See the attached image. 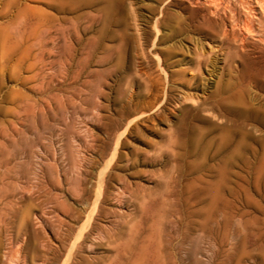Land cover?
I'll list each match as a JSON object with an SVG mask.
<instances>
[{"label": "rangeland", "instance_id": "1", "mask_svg": "<svg viewBox=\"0 0 264 264\" xmlns=\"http://www.w3.org/2000/svg\"><path fill=\"white\" fill-rule=\"evenodd\" d=\"M196 1L0 0V264H264V17Z\"/></svg>", "mask_w": 264, "mask_h": 264}, {"label": "bare ground", "instance_id": "2", "mask_svg": "<svg viewBox=\"0 0 264 264\" xmlns=\"http://www.w3.org/2000/svg\"><path fill=\"white\" fill-rule=\"evenodd\" d=\"M198 1H200V0H198ZM198 1H196V3L198 2ZM228 2L227 3H229V0H227ZM232 1V0H231ZM234 1V0H233ZM242 1V0H241ZM241 1H240V4H242L241 3ZM202 2H204V1H202ZM210 3H207V5L212 9V12H217L218 10H219V8L220 7H226V6H222L223 5V2H224V4L226 3L225 2V0L224 1H222V0H210L209 1ZM238 2V1H237ZM248 2V3H247ZM245 1V3H243L242 5H243V7L245 8V6H244V4H246V6H247V11H244V12H247V19H244L245 20V22L242 24V23H240V24H242V26H240V30H241V32L247 37H255V38H257L258 36L257 35H255L256 33H257V31H255L256 33H254V30H253V27H252V23L255 21H258V19L262 16V17H264V0H254L253 2H252V0L250 1ZM63 3V2H62ZM189 3V2H188ZM199 3V2H198ZM226 3V4H227ZM236 3V2H235ZM203 5L202 6H204V3H202ZM239 4V3H238ZM58 5H60V4H58ZM165 5V4H164ZM170 5V4H169ZM228 6V5H227ZM169 7V6H168ZM170 7H171V5H170ZM208 7V8H209ZM241 7V6H240ZM162 8V7H161ZM194 8V7H193ZM198 8V7H197ZM230 8V10H232L231 8L232 7H229ZM107 9V8H106ZM196 9V8H195ZM203 9V8H202ZM246 9H243V10H246ZM169 10V9H168ZM198 10V9H197ZM222 10V9H221ZM225 10V9H224ZM229 10V9H228ZM242 10V11H243ZM187 11V10H186ZM200 11V10H199ZM209 11H210V9H209ZM234 11V10H233ZM163 12V11H162ZM167 12V11H166ZM185 12V11H184ZM192 12V11H191ZM219 12V11H218ZM222 12V11H221ZM224 12V11H223ZM258 12V13H257ZM161 13V12H160ZM210 14H211V12H209ZM234 13V12H233ZM224 14V13H223ZM241 14H242V16H243V13L241 12ZM250 14V15H249ZM258 14H260V17L258 16ZM161 15V14H160ZM204 15V14H203ZM212 15H213V13H212ZM211 15V16H212ZM225 15V14H224ZM216 16V15H215ZM232 16V15H231ZM241 16V17H242ZM245 16V18H246V15H244ZM190 17V16H189ZM209 17V16H208ZM159 18V17H158ZM175 18V17H174ZM205 18H207V17H205ZM216 18V17H215ZM243 18V17H242ZM242 18L240 19V20H242ZM201 19V18H200ZM211 19V18H210ZM168 20V19H167ZM195 20V19H194ZM225 20V19H224ZM24 22V21H23ZM200 22H202V21H200ZM242 22V21H241ZM261 22V21H260ZM264 22V21H263ZM234 23H236V22H234ZM233 23V24H234ZM156 24V23H155ZM190 24V23H189ZM197 24V23H196ZM258 24H259V22H258ZM206 25V24H205ZM237 25H239V24H237ZM255 25V24H254ZM257 25V24H256ZM154 26H156V25H154ZM174 26V25H173ZM187 26V25H186ZM185 27V26H184ZM234 27V26H233ZM237 27H239V26H237ZM256 27V26H255ZM262 27V26H261ZM188 28V27H187ZM193 28V27H192ZM200 29H201V27H199ZM230 28H232V26L230 27ZM234 28H236V27H234ZM234 28H232V29H234ZM256 28H260V27H256ZM224 29V28H223ZM239 29V28H238ZM183 30V29H182ZM205 30V29H204ZM208 30V29H207ZM225 30V29H224ZM223 30V31H224ZM228 30V29H227ZM231 30V29H230ZM222 31V32H223ZM182 32V31H181ZM202 32V31H201ZM215 32V31H214ZM225 34H226V32H224ZM223 33V34H224ZM202 34V33H201ZM214 34V33H213ZM212 35V34H211ZM259 35V34H258ZM216 36H218V35H216ZM222 36H224V35H222ZM244 36V37H245ZM257 36V37H256ZM262 38V37H261ZM258 41L257 42H260V43H262V45L264 46V39L262 38V39H260V38H258L257 39ZM244 42H245V40H244ZM240 43V42H239ZM242 43V42H241ZM244 44V43H243ZM142 45V44H141ZM156 46V45H155ZM242 49V48H241ZM242 51V50H241ZM147 52V51H146ZM157 57V56H156ZM264 62V61H263ZM235 66V65H234ZM260 66V65H259ZM244 69V68H243ZM161 70V69H160ZM263 71V70H262ZM260 73H262L261 71H260ZM195 75H196V73H195ZM235 75V74H234ZM239 75V74H238ZM245 75V74H244ZM262 75V74H261ZM193 76V75H192ZM241 76H242V74H241ZM240 76V77H241ZM194 78V77H193ZM242 78V77H241ZM195 79V78H194ZM246 79V78H245ZM257 78H255V80H256ZM260 79V78H259ZM165 80H166V78H165ZM253 80V79H252ZM192 81V80H191ZM195 81V80H194ZM254 81V80H253ZM252 82V81H251ZM193 83V82H192ZM225 83H228V81L227 82H225ZM238 85H240V82H238L237 83ZM243 84H245V83H243ZM197 85V84H196ZM226 85V84H225ZM227 86V85H226ZM225 86V87H226ZM197 87V86H196ZM195 87V88H196ZM232 87V86H231ZM223 89H224V87H222ZM232 89V88H231ZM246 90H247V86L246 85H242V87L240 88V91L239 92H237L234 96H231L230 97V99H228V104L230 103V104H232V106L231 105H228V106H225V111H227V112H230V113H233V112H237V114H239V115H241L242 114V111L243 110H240V109H238L235 105H239V104H241V103H243V100H244V94H245V92H246ZM264 91V90H263ZM262 91V92H263ZM233 92H235V91H233ZM228 93H230V92H228ZM249 93V92H248ZM256 93H258V92H256ZM231 94V93H230ZM250 94V93H249ZM186 95V94H185ZM188 95V94H187ZM192 96V95H191ZM194 97V96H193ZM249 97V96H248ZM253 97V96H252ZM185 98V97H184ZM189 99V98H188ZM250 99V98H249ZM253 99V98H252ZM256 99V98H255ZM190 100V99H189ZM191 100H192V98H191ZM216 100V99H215ZM192 101H194V100H192ZM242 105V104H241ZM196 106V105H195ZM209 113V112H208ZM212 114H214V112L212 113ZM222 114H223V112H222ZM233 115V114H232ZM214 116V115H213ZM260 117H259V119H260V121H263L264 122V116L263 115H259ZM235 117H237V116H235ZM215 118H216V116H215ZM220 119V118H219ZM223 119V118H222ZM221 119V120H222ZM259 121V120H258ZM259 121V122H260ZM226 122V121H225ZM252 122H253V120H252ZM263 122H262V124H263ZM220 124V123H219ZM230 124V123H229ZM231 125V124H230ZM242 125V124H241ZM258 126V125H257ZM243 128V127H242ZM228 131V130H227ZM227 131H225V132H227ZM230 131V130H229ZM233 131V130H232ZM241 131V130H240ZM245 131V130H244ZM247 131V130H246ZM225 132H223V133H225ZM246 133V132H245ZM226 134V133H225ZM228 134V133H227ZM264 134V133H263ZM262 134V135H263ZM230 135V134H229ZM249 135V134H248ZM228 136V135H227ZM250 136V135H249ZM259 136V135H258ZM264 136V135H263ZM262 136V137H263ZM236 137V136H235ZM225 138H227V137H225ZM251 138V137H250ZM224 139V138H223ZM231 140V139H230ZM229 140V141H230ZM246 140V139H245ZM262 140V139H261ZM232 141H234V139L232 140ZM237 141V140H236ZM264 141V140H263ZM224 142H225V140H224ZM226 142H227V140H226ZM230 143H232V142H230ZM232 144H234V142L232 143ZM223 145H225L224 143H223ZM226 147V146H225ZM234 147V146H233ZM244 147V145H243V143L242 142H239L238 144H236L235 145V150L236 151H238V150H240V148H243ZM246 148V147H245ZM245 148H243V149H245ZM262 148V147H261ZM248 149H249V146H248ZM252 149H254V148H252ZM263 149V148H262ZM261 149V150H262ZM245 151H247L246 149H245ZM241 154V153H240ZM244 162V165H249V163H248V161L247 160H244L243 161ZM226 165V164H225ZM224 169V168H223ZM6 178V177H5ZM51 245V244H50Z\"/></svg>", "mask_w": 264, "mask_h": 264}]
</instances>
